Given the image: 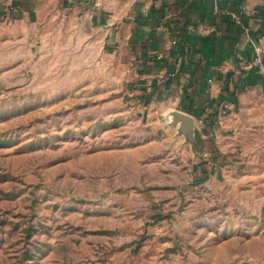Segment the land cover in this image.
<instances>
[{
	"label": "rangeland",
	"instance_id": "374dc122",
	"mask_svg": "<svg viewBox=\"0 0 264 264\" xmlns=\"http://www.w3.org/2000/svg\"><path fill=\"white\" fill-rule=\"evenodd\" d=\"M21 29L0 30V264H264L245 183L204 167L101 39Z\"/></svg>",
	"mask_w": 264,
	"mask_h": 264
},
{
	"label": "crops",
	"instance_id": "0c3cea01",
	"mask_svg": "<svg viewBox=\"0 0 264 264\" xmlns=\"http://www.w3.org/2000/svg\"><path fill=\"white\" fill-rule=\"evenodd\" d=\"M30 21L101 39L136 98L183 117L203 166L245 183L233 191L264 223V0H0V30L22 35Z\"/></svg>",
	"mask_w": 264,
	"mask_h": 264
},
{
	"label": "water",
	"instance_id": "95a60500",
	"mask_svg": "<svg viewBox=\"0 0 264 264\" xmlns=\"http://www.w3.org/2000/svg\"><path fill=\"white\" fill-rule=\"evenodd\" d=\"M173 117H174V119L176 120L177 123H179V121H181V119L183 118L180 115H178L177 113H174ZM180 130H182V129H180Z\"/></svg>",
	"mask_w": 264,
	"mask_h": 264
},
{
	"label": "built area",
	"instance_id": "2783aa9c",
	"mask_svg": "<svg viewBox=\"0 0 264 264\" xmlns=\"http://www.w3.org/2000/svg\"><path fill=\"white\" fill-rule=\"evenodd\" d=\"M236 18L238 19V21H241L242 20V17L241 16H236Z\"/></svg>",
	"mask_w": 264,
	"mask_h": 264
}]
</instances>
